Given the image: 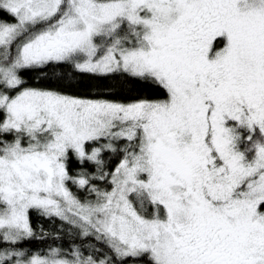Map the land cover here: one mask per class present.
<instances>
[{
	"label": "snow or ice",
	"instance_id": "snow-or-ice-1",
	"mask_svg": "<svg viewBox=\"0 0 264 264\" xmlns=\"http://www.w3.org/2000/svg\"><path fill=\"white\" fill-rule=\"evenodd\" d=\"M0 264H264V0H0Z\"/></svg>",
	"mask_w": 264,
	"mask_h": 264
},
{
	"label": "trees",
	"instance_id": "trees-1",
	"mask_svg": "<svg viewBox=\"0 0 264 264\" xmlns=\"http://www.w3.org/2000/svg\"><path fill=\"white\" fill-rule=\"evenodd\" d=\"M32 219H33L34 225L35 224H41L42 223V224H44L45 228H48L49 227V222L47 220H44L42 218H39L36 213H33ZM47 243H50V241H47V240L46 241H32L27 246H30L32 248H39V247H45ZM65 247H67V243L66 242H65Z\"/></svg>",
	"mask_w": 264,
	"mask_h": 264
}]
</instances>
